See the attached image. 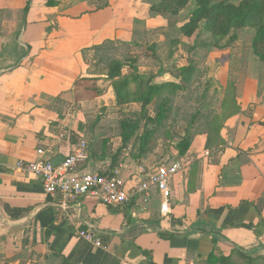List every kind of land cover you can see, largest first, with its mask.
<instances>
[{
	"label": "crops",
	"instance_id": "crops-1",
	"mask_svg": "<svg viewBox=\"0 0 264 264\" xmlns=\"http://www.w3.org/2000/svg\"><path fill=\"white\" fill-rule=\"evenodd\" d=\"M129 2L97 10L87 0H0V263L208 264L217 249L264 264V107L228 122L227 145L207 146L208 136H197L169 198L154 189L108 208L85 196L72 209L77 226L59 220L38 175L17 169L37 160L39 149L51 147L53 161L64 157L82 138L89 142L84 173L118 171L132 188L141 168L159 165L131 157L122 137L105 136L90 120L113 88L87 57L124 33L135 12ZM82 78H98L104 94L80 100Z\"/></svg>",
	"mask_w": 264,
	"mask_h": 264
},
{
	"label": "rangeland",
	"instance_id": "rangeland-1",
	"mask_svg": "<svg viewBox=\"0 0 264 264\" xmlns=\"http://www.w3.org/2000/svg\"><path fill=\"white\" fill-rule=\"evenodd\" d=\"M87 1L96 4L105 2ZM154 1L131 0L128 7L135 12L128 15L126 30L117 34L115 39H110L116 40L113 49L101 54L106 56L108 53L110 57L127 64L123 75L130 82L128 103L119 105L113 89L103 102L107 106L99 107L90 115V120L92 124L96 121L97 125L100 124L105 136L115 138L121 137L124 123L130 126L137 123L140 128L128 146L131 157L153 164L182 163L178 146L183 137L189 138L191 146L202 134L208 136L207 146L227 145L221 138V132L229 129L228 122L242 115L252 118L258 107H264V62L253 53V31L240 33L239 39L232 44L229 38L222 40L220 46L223 49L217 50L208 46L216 39L200 34L203 31L201 24L192 37H178L181 44L173 46L164 31L167 20L163 15L151 13ZM195 9L196 5L190 3L181 12L180 25ZM134 43L137 45L134 46ZM154 44L156 47L153 49ZM132 57L138 59L136 69L129 65L128 59ZM87 60L91 71L95 69V75L102 74L107 78L108 69L105 64H100L99 58L90 54ZM149 83L163 85L164 88L143 112V97ZM164 103H167V118L159 123L156 118L159 106ZM147 129L156 133L147 146V152L141 154L140 138ZM0 264H7L6 260Z\"/></svg>",
	"mask_w": 264,
	"mask_h": 264
},
{
	"label": "trees",
	"instance_id": "trees-1",
	"mask_svg": "<svg viewBox=\"0 0 264 264\" xmlns=\"http://www.w3.org/2000/svg\"><path fill=\"white\" fill-rule=\"evenodd\" d=\"M111 0H105V2L93 4L97 10L104 9L109 6ZM190 3L196 5V9L190 13L185 23H181L180 15ZM152 15H163L167 20V26L164 27L165 35L170 39L173 46L177 47L181 44V38L178 37H192L203 24V31L200 34H208L211 38L216 39L215 43H211L208 46L217 50H222L220 42L226 38H229V43L239 39V35L245 31H253L252 37V50L256 57L261 62H264V0H155L151 7ZM116 40H107L102 45L95 46L90 49L95 58L100 59V64H105V68L108 69L107 80L113 87L117 102L119 105L128 103L129 100V80L123 75V68L127 65L124 61L110 57L108 53L101 55L103 51H110L114 48ZM127 44V43H125ZM229 44V46H230ZM137 43H134V46ZM156 47L154 44L153 49ZM108 54V55H107ZM101 56V57H100ZM137 57L128 59L130 67L136 69L135 63H137ZM97 63L96 65H98ZM98 78H82L77 82L78 98L94 99L104 94L96 82ZM164 88L163 85H151L146 96L143 97V109L145 112L147 107L152 103L153 97ZM80 89V90H79ZM167 101V100H166ZM167 103L159 106V113L156 121L162 123L166 118V105ZM131 129L127 132L128 129ZM139 124L129 125L123 124V132L121 134L124 146L128 147L129 142L135 136L139 130ZM155 130L147 129L141 136V154L147 152V146L150 144L153 136H155ZM191 146V142L187 136L183 137L182 142L179 144V154L184 156ZM238 259H232V257H226L217 249L211 254L208 264H258L260 257H252L242 253L237 254ZM49 259V258H48ZM50 261H53L49 259ZM264 260V258H263ZM64 261V260H63ZM7 264L11 261H6Z\"/></svg>",
	"mask_w": 264,
	"mask_h": 264
},
{
	"label": "built area",
	"instance_id": "built-area-1",
	"mask_svg": "<svg viewBox=\"0 0 264 264\" xmlns=\"http://www.w3.org/2000/svg\"><path fill=\"white\" fill-rule=\"evenodd\" d=\"M51 149H39L37 160L20 161L17 169L34 173L41 178L44 193L50 199L49 204L56 208L59 220L67 221L72 226H77L79 216L72 209L79 205L80 198L96 196L108 208L127 206L138 196H149L154 189L169 198V183L183 170V164L179 161L143 167L140 170V182L127 188L118 171L113 174L82 171L89 158L87 139H80L57 166L51 158ZM77 234L97 246L102 245L101 240L88 230H80Z\"/></svg>",
	"mask_w": 264,
	"mask_h": 264
},
{
	"label": "water",
	"instance_id": "water-1",
	"mask_svg": "<svg viewBox=\"0 0 264 264\" xmlns=\"http://www.w3.org/2000/svg\"><path fill=\"white\" fill-rule=\"evenodd\" d=\"M64 161V157L61 156L53 161V163L57 166L60 165Z\"/></svg>",
	"mask_w": 264,
	"mask_h": 264
}]
</instances>
